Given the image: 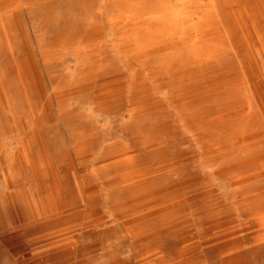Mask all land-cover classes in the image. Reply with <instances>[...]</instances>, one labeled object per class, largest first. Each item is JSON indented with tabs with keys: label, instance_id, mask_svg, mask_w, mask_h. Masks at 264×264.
<instances>
[{
	"label": "bare ground",
	"instance_id": "bare-ground-1",
	"mask_svg": "<svg viewBox=\"0 0 264 264\" xmlns=\"http://www.w3.org/2000/svg\"><path fill=\"white\" fill-rule=\"evenodd\" d=\"M20 2L0 0V7ZM102 10L114 31L108 42L121 50L129 77L110 68L103 57L107 41L101 28L83 21L65 34L64 42L74 44L72 54L85 59L78 67L80 77L71 84L47 90L41 69L62 56L54 43L35 51L23 40L22 58L13 59L18 91L39 145L43 184L36 197L21 203L11 195L0 202V210L18 214L23 204L31 222L47 226L57 239L56 257L64 263L86 264L76 233L84 226L101 225L106 215L123 230L121 241L126 243V256L113 257L109 264H169L161 252L160 234L186 227V210L199 201L205 199L207 209L214 206V191L201 188L199 178L183 172L196 158L214 159L228 149L215 136L218 124H231V140L264 143V33L257 29L264 20V0H103ZM245 63L258 72L257 80L248 78ZM74 99L87 105L80 112L82 136L68 164L57 167L42 129L54 120L56 104ZM5 106L0 84V107ZM107 117L127 118L117 129L123 138L103 139L110 130L100 122ZM148 119L153 125L144 131ZM204 123L213 131L211 138L188 142L190 131L199 133ZM31 149L25 144L15 163L30 161ZM257 160L264 161V154ZM100 198L104 205H98ZM211 222L208 238L223 237L228 244L222 250L223 263L234 264L231 222ZM192 235H184L177 258L185 264H198L193 256L198 241Z\"/></svg>",
	"mask_w": 264,
	"mask_h": 264
},
{
	"label": "rangeland",
	"instance_id": "rangeland-1",
	"mask_svg": "<svg viewBox=\"0 0 264 264\" xmlns=\"http://www.w3.org/2000/svg\"><path fill=\"white\" fill-rule=\"evenodd\" d=\"M102 9L103 0H21L19 6L6 4L5 7H0V84L5 89L6 97V106L0 107V202L12 195L23 203L26 198L36 197V190L43 184V172L36 156L39 145L33 140L34 131L27 105L20 96L12 68L13 59L20 60L23 56L21 45L25 40L35 51L47 48L52 43L62 50L60 60L41 69L50 93L62 86V83L68 85L80 77L78 67L84 64L85 59L75 57L71 51L73 42L70 40L67 43L64 40L65 34L68 36L71 29L81 21L101 28L107 41L103 57L109 67L124 73L126 77L130 76L128 63L121 50L108 42L114 31L110 18ZM17 15L19 18L16 23ZM257 29L264 33V20L259 22ZM244 68L248 78L257 80L258 72L250 68L248 63L244 64ZM84 102L83 99H74L56 104L54 120L42 129L43 140L57 167L68 164L70 152L82 136L80 129L83 121L80 112L87 109ZM199 105L206 106L204 103ZM169 118L170 123L174 122L172 117ZM126 120V117L102 119L101 126L110 130L103 139L123 138L124 135L117 129ZM153 121L145 120L143 130L147 131ZM231 132V124L219 123L215 128V136L228 149L214 159L196 158L191 167L183 172L190 177L199 178L198 185L201 188L213 190L215 202L213 208L207 209V201H199V206L186 210V227L173 228L160 234L161 252L169 264H185L177 258L184 243V235L189 232L198 241V247L193 253L198 264H224L222 250L228 245L226 240L221 237L214 241L207 234L213 218L217 225L231 222L233 226L231 246L234 264H264V161L257 160L259 155L264 154V143L249 145L239 139L231 140ZM246 134L251 136L253 133L247 131ZM212 135L211 127L204 123L199 133L190 131L187 140H209ZM25 144H31L32 163L25 161L19 166L14 159L23 156ZM173 147L177 145L171 144V148ZM229 168L231 170L227 171ZM80 178L87 181L85 176ZM104 204V198H100L98 205ZM5 213L0 210V264H68L56 257L57 239L49 228L33 224L23 204L18 214L11 211ZM108 220L104 215V224L101 223L98 228L84 226L76 233L79 235L78 243L83 247L82 256L86 264H109L114 258L126 256V243L121 241L124 232Z\"/></svg>",
	"mask_w": 264,
	"mask_h": 264
}]
</instances>
